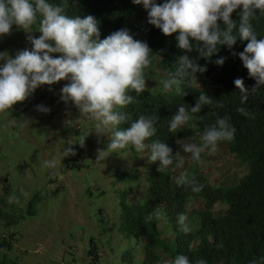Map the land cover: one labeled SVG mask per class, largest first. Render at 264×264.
Masks as SVG:
<instances>
[{
	"label": "trees",
	"instance_id": "trees-1",
	"mask_svg": "<svg viewBox=\"0 0 264 264\" xmlns=\"http://www.w3.org/2000/svg\"><path fill=\"white\" fill-rule=\"evenodd\" d=\"M54 4L65 7L70 16L79 15L81 18L92 15L99 21L101 39L113 31L124 28L127 17H134L136 13L142 15V22L136 28L128 29L134 39L147 42L152 49L151 58L158 57L157 62L167 73H176L178 58L188 55L200 65L207 63L205 73L197 72L195 78L188 70V74L177 76L181 80L179 88L167 91L154 86L142 93L130 92L135 100L124 108L118 109L129 120L111 128V133L129 126L140 115L153 119L156 134L145 143L148 146L159 140L172 149L173 164L157 171L159 160L148 165L146 180L148 188L139 201H128L127 189H120L119 194V230L125 237L136 240L143 239V254L141 264H158L163 259L174 260L177 254L186 255L191 264L203 260L206 264H264V85L248 95L246 102L241 103L239 89L233 81L243 78L245 86L251 89L255 80L248 77L247 70L237 56L231 55L227 46H220L214 61L219 57H226L222 66L206 62L199 57V53L184 52L176 45V33L170 37L164 36L160 30L147 24V11L142 5H136L132 0H50ZM162 2V0L160 1ZM137 16V15H136ZM130 18V19H131ZM232 18L239 22L238 11ZM134 24L135 22H130ZM257 38H264V12L257 11L251 20ZM35 24L32 27L35 28ZM221 26L223 24L221 22ZM17 26L13 25L12 30ZM247 41L237 40L232 51H243ZM5 50L0 36V52ZM202 81V83H200ZM204 92L214 100L211 105H204L194 119L188 121L175 131L169 130V122L177 109L183 105L187 109L195 106L199 95ZM222 104L223 107H218ZM244 108L247 115L237 109ZM217 116H228L229 122L235 127V137L227 141V150L236 155L247 165V172L236 179L230 186H212L205 175L199 170L197 163H193L189 172H185L189 182L178 185L173 173L181 161L178 156L177 145L182 138H195L198 144L202 143L200 136L205 127L215 123ZM81 151L71 157L73 168L81 169L80 159L86 154L80 145ZM149 153L151 154L150 147ZM66 166L70 168L69 163ZM131 173L122 171L121 178L125 182L131 180ZM53 180V179H50ZM202 186L198 192L192 189ZM89 195L91 191L87 189ZM35 194L29 199L26 211L15 214L14 210L0 208V216L4 225L10 227L18 224L26 216L36 214L35 202L39 200ZM223 199L227 207L221 212H215L216 203ZM199 200L201 205L190 208V203ZM162 214L173 229L169 236L163 234L159 227V217ZM186 214L185 223L190 231L182 230L178 223V216ZM16 233V232H15ZM2 237L0 248L10 250L13 246L12 237ZM88 253L93 261H98L95 239L90 240ZM0 264H17L5 253H1ZM123 259L132 260L129 252Z\"/></svg>",
	"mask_w": 264,
	"mask_h": 264
},
{
	"label": "clouds",
	"instance_id": "clouds-1",
	"mask_svg": "<svg viewBox=\"0 0 264 264\" xmlns=\"http://www.w3.org/2000/svg\"><path fill=\"white\" fill-rule=\"evenodd\" d=\"M147 11V23L166 36L176 33V45L184 52L195 50L206 62L222 66L226 57L212 61L220 46L226 45L231 55L237 56L247 70L248 77L255 80L249 89L243 78L233 83L239 89L241 103L251 92L264 85V38L258 39L251 20L257 11L264 12V0H132ZM238 11L239 22L232 18ZM221 22L223 27L221 26ZM38 23L32 35L31 27ZM13 25L25 30L30 48L17 50L14 56L0 52V113L24 102L41 86H52L67 81L59 90L60 100L71 102L83 116L97 121V131L111 129L129 120L118 109L134 102L130 92L142 93L147 87L145 69L152 63V49L147 42L134 39L128 29L121 28L101 39L99 21L92 15L81 18L70 16L64 6L50 0H0V36L10 35ZM237 40L247 41L243 51H232ZM58 54V55H53ZM205 73L207 63L200 65L188 55L178 58L176 73H168L162 81L165 90L179 88L177 76ZM49 90H52L51 87ZM214 100L202 92L195 106L187 109L181 105L169 122V130L175 131L194 115L202 106L211 105ZM218 107H223L218 104ZM41 113L50 112L44 104L36 106ZM244 115V108L237 109ZM236 129L228 116H217L215 123L204 128L202 143H184L183 152L191 153L192 159L200 162L206 149L215 152L220 141L234 139ZM156 134L153 119L140 115L128 127L111 133L108 149H124L131 145L139 151L146 148L145 141ZM87 135L80 137L79 145L85 146ZM150 147V162L159 160L157 171L173 164L172 149L156 140ZM103 150L97 149L96 160L104 158ZM76 155L72 147L64 150V156ZM50 161L45 160L47 167ZM55 167V164L52 165ZM186 174L177 178V184H187ZM202 186L192 190L198 192ZM14 198H9L12 203ZM186 214L178 216V223L184 232L190 231L185 221ZM170 264H191L186 255L177 254ZM196 264H206L198 260Z\"/></svg>",
	"mask_w": 264,
	"mask_h": 264
},
{
	"label": "rangeland",
	"instance_id": "rangeland-1",
	"mask_svg": "<svg viewBox=\"0 0 264 264\" xmlns=\"http://www.w3.org/2000/svg\"><path fill=\"white\" fill-rule=\"evenodd\" d=\"M136 15L126 18L124 28L132 29L141 24L142 15ZM37 28L38 25L29 30L38 37ZM27 34L17 27L10 35L1 36L3 52L14 56L17 50L30 48ZM158 59L151 58L152 63L145 69L148 89L157 85L164 89L162 81L168 73ZM65 83L67 81L41 86L24 102L0 113V208L6 211L13 208L14 213L19 214L26 211L29 199L35 194L39 198L34 204L36 214L26 216L18 224L6 227L0 216V240L16 232L11 239L12 248H0V259L1 253H5L17 264H141L144 240L127 238L119 230L117 191L130 185L127 200L142 199L148 188V144L145 143V150L139 152L131 145L124 149H108L111 129L97 131L94 118L81 115L71 102L60 100L59 90ZM39 104L50 108V112L37 111ZM84 135L87 137L82 149L87 156L79 160L82 168L76 169L71 165L72 156H64V150L72 147L76 154L79 153L81 148L77 145ZM184 143L197 141L195 138L178 141L181 161L172 170L175 176L189 172L196 162L210 185L232 186L247 172V165L228 152L227 141L218 142L215 152L206 149L201 153L200 162L193 160L191 153L183 152ZM97 149L105 151L103 159L96 160ZM45 160L50 161L47 167ZM122 171L133 175L128 183L121 178ZM10 197L14 198L12 203H9ZM200 205L196 200L190 203V208ZM226 207L227 202L220 199L214 210L221 212ZM158 224L163 234H173L162 214ZM92 237L99 258L96 262L88 253ZM127 252L132 256L131 261L123 259ZM170 262L167 258L158 264Z\"/></svg>",
	"mask_w": 264,
	"mask_h": 264
}]
</instances>
